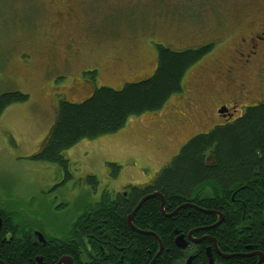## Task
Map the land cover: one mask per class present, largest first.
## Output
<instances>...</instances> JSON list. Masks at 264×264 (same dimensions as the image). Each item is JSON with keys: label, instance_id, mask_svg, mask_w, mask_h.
<instances>
[{"label": "rangeland", "instance_id": "rangeland-1", "mask_svg": "<svg viewBox=\"0 0 264 264\" xmlns=\"http://www.w3.org/2000/svg\"><path fill=\"white\" fill-rule=\"evenodd\" d=\"M75 1L79 19L58 27L53 24L56 6L49 0L48 43L39 46L47 54L30 63L19 60L22 52L31 51L29 35L14 37L0 20V96L12 92L29 95L27 103L10 106L0 120V207L24 225L34 219L66 230V223L102 195L110 197L122 186L155 179L192 137L207 134L216 122L221 123L213 99L209 103L197 100L189 91L200 83L204 92L210 91L218 80L200 67L191 72L193 67L183 82L185 86L186 80L187 93L173 96L156 113L130 119L119 133L84 140L66 151V170L33 159L55 124L59 99L82 103L95 88L121 90L151 77L158 65V46L181 52L216 41L217 53L251 23L252 15L258 20V8L264 2ZM31 15H26L27 24ZM237 15L238 22L233 19ZM210 63L203 64L209 67ZM92 71H97L96 82L88 76L85 88L70 90L73 78ZM247 80L257 85L254 74ZM67 171L74 178L48 193V183ZM92 189L98 199L90 193ZM56 194L58 199L53 200Z\"/></svg>", "mask_w": 264, "mask_h": 264}, {"label": "flooded vegetation", "instance_id": "flooded-vegetation-1", "mask_svg": "<svg viewBox=\"0 0 264 264\" xmlns=\"http://www.w3.org/2000/svg\"><path fill=\"white\" fill-rule=\"evenodd\" d=\"M74 1L51 0L56 6L53 13L55 26L63 24L66 27L74 19H79ZM48 3L49 0H0L3 26L12 31L10 34L14 37L29 35L28 45L32 48L30 52H22L19 60L23 63L42 59L47 54L41 47L48 43L45 33L49 19ZM261 5L258 20L257 15H252L251 23L217 53L220 47L214 49L216 41L205 45L213 46L212 51L191 70L200 67L218 80L210 91L204 92L201 83L191 86L189 91L198 97L197 100L209 103L213 99L215 113L221 120V123L216 122L210 127L207 134L195 137L233 126L251 109L264 108V2ZM30 12L31 21L27 24L26 15ZM238 16H233L234 21L238 22ZM207 59L211 61L209 67L203 64L209 61ZM253 74L257 80L256 86L247 80ZM87 82L80 74L78 79L73 78L70 90H81ZM186 90L185 80L181 94L187 93ZM205 155L212 161L211 164L215 163L213 155ZM175 159L155 179L141 185L122 186L110 197L102 195L99 198L96 189H92L90 193L99 199L90 203L77 218L66 223V230L32 219L33 223H26V235L31 233L33 245L44 248L49 254L55 241L70 239L73 252L65 257L70 258L73 264H264V250L254 244L253 237L261 222H264V203L260 202L262 198L258 194L264 192V169L262 179L258 173L250 185L236 183L225 188L217 180L208 179L194 187L190 198L171 200L160 190V182ZM73 178L69 171L65 176L55 177L56 181L47 185L48 193L55 192L57 187ZM53 197V200L58 199L57 194ZM150 202L159 203L156 216L141 212ZM122 208L132 210L126 213L123 228L117 222ZM137 219L139 223L136 225ZM126 228L137 234H130L131 242L124 231ZM65 257L53 259L49 256L47 260L45 256H39L36 263L58 264Z\"/></svg>", "mask_w": 264, "mask_h": 264}, {"label": "trees", "instance_id": "trees-1", "mask_svg": "<svg viewBox=\"0 0 264 264\" xmlns=\"http://www.w3.org/2000/svg\"><path fill=\"white\" fill-rule=\"evenodd\" d=\"M157 49L158 65L151 77L127 84L121 90L95 88L93 94L82 103L59 99L55 124L33 159L60 165L67 170L69 161L64 157L66 151L84 140H98L119 133L130 119L156 113L173 96L181 94L184 77L212 51L213 46L181 52L163 46H158ZM88 76L96 82L97 71L85 73L86 79ZM28 101L29 95L21 92L1 95L0 120L10 106ZM206 153L213 155L214 164L208 160ZM263 169L264 108L251 109L235 125L217 129L210 135H200L185 145L171 167L166 169L160 182V190L171 200H181L190 198L194 187L204 180H217L225 188L236 183L250 185V181L258 173L262 179ZM262 184L264 185V178ZM258 194L262 198L260 202L264 203V192ZM158 210L159 203L150 202L141 212L156 216ZM131 211L130 208L119 210L117 222L120 227H125L126 213ZM0 216L4 219L0 231L1 264H37L39 256L61 259L72 255L70 239L60 240L62 243L55 241L49 254L44 248L33 245L32 234L25 233L26 225L7 208L0 207ZM138 223L137 219L135 224ZM124 231L130 242L133 241L130 240V234L137 235L130 228ZM253 237L254 244L264 250L263 221Z\"/></svg>", "mask_w": 264, "mask_h": 264}, {"label": "water", "instance_id": "water-1", "mask_svg": "<svg viewBox=\"0 0 264 264\" xmlns=\"http://www.w3.org/2000/svg\"><path fill=\"white\" fill-rule=\"evenodd\" d=\"M152 197H154V196H152ZM141 205H142V203L140 204V206L137 208V210H139V208L141 207ZM136 210V211H137ZM132 219H133V215L130 217V224H132L131 222H132ZM2 224H3V220H2V218L0 217V230H1V228H2ZM41 236V239H44L43 238V236L42 235H40ZM1 263V262H0ZM58 264H73V261L70 259V258H68V257H65L64 259H62ZM212 264V263H211Z\"/></svg>", "mask_w": 264, "mask_h": 264}]
</instances>
